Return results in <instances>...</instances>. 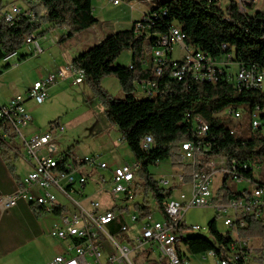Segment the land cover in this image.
<instances>
[{"label":"built area","instance_id":"built-area-1","mask_svg":"<svg viewBox=\"0 0 264 264\" xmlns=\"http://www.w3.org/2000/svg\"><path fill=\"white\" fill-rule=\"evenodd\" d=\"M119 5L122 0H105ZM258 0H236L240 11L250 13L249 5ZM130 3V2H129ZM166 11H164L165 13ZM35 11L31 6H21L12 3L0 6V26L2 23L14 25L21 18H34ZM157 13L144 14L136 23V31H144L149 23L157 19ZM187 35L179 24H173L167 33L160 35L157 46L147 52L143 58V65L150 68L154 75L160 76L166 69L169 75L183 80L186 76L193 79L216 83L219 74L229 67L233 73L231 79L239 88H261L264 90V71L240 68L234 63V53H227L223 58H214L203 50L195 48L186 42ZM55 41V40H53ZM29 44H35V52L41 53L43 48L38 37L31 34L26 38ZM181 48L182 56L174 58V47ZM226 49L227 45H223ZM236 65L233 71L231 66ZM130 67H132L130 65ZM170 67V69L168 68ZM72 77L73 83H81L85 79L82 69L76 68L69 62L55 72H50L44 77L33 82L28 89L27 95L18 94L7 103L0 105V121L7 122L9 132L1 127L0 132L5 137L13 133L21 138L27 155L35 160V165L19 183L17 190L1 197L6 208L13 206L19 199H23L35 206L53 211L60 207L57 195L53 191L59 190L70 198L75 204V210H64L60 214V223L56 224L51 234L62 240H71L68 249L74 250L75 255L67 258L57 255L48 264H93L87 256L93 258L95 264H114L116 261L126 259L129 264H135L130 254L155 251L158 253L157 260H144L140 264H196L195 254H188L185 245V235L188 232H202L199 225H188L184 222V216L192 207H214L218 218L222 219L225 229H220L223 236L221 242L213 241V247L203 252L204 264H264V237L245 235L248 227V217L260 221L264 225V184L251 185V181L244 179L243 164H231L225 156L211 157L206 163V170L195 172L190 182H185L183 173L171 175L170 178L157 179L162 187H173L172 195L164 202L165 217L155 220L153 213L141 217L136 209V198L144 194L139 184L137 175L138 164L128 162L110 165L101 159L100 154L76 156L70 152H62L58 156L55 138L64 131V126L56 123L46 133H34L29 137L22 128L28 127L33 120L26 106L27 99L34 100L37 104L43 103L48 96V89L60 80ZM137 88L146 97H155L160 91L156 80L140 79L136 81ZM225 113L234 119H240L242 112L239 109L227 108ZM194 128V140L181 143V157L191 164L196 163L198 155H202L203 141L208 132L203 130L201 118L196 119ZM251 123L254 129L261 127V111L256 107L251 114ZM153 137L148 135L144 138L142 146L150 149ZM64 155H72V163H64ZM241 167V170H239ZM257 177H261L259 166H253ZM101 170L105 172H101ZM188 184V190H181L178 197L174 196L175 184L173 179ZM226 178L238 184H246L241 190L239 200L232 199L228 203L219 197V190ZM219 180V186L215 187V181ZM261 179V178H260ZM92 181L96 190L107 194L112 199V206L102 209L97 200L91 201L89 208L84 207L74 197V193L85 195L88 184ZM137 226V233L133 237V246L121 244L115 240L114 233L108 230V226L114 222L120 223L119 232L125 233L129 225L125 218ZM123 219V222L121 221ZM105 233L113 240L117 251L102 261L103 247L99 241L100 232ZM209 235H212L208 226Z\"/></svg>","mask_w":264,"mask_h":264},{"label":"trees","instance_id":"trees-1","mask_svg":"<svg viewBox=\"0 0 264 264\" xmlns=\"http://www.w3.org/2000/svg\"><path fill=\"white\" fill-rule=\"evenodd\" d=\"M27 2L36 13L34 18L25 17L14 25L2 23L0 26V60L16 53L26 38L45 22L69 29L68 33L61 36L62 42L90 28L98 20L94 15L92 0ZM148 12L157 13L159 17L147 24L144 31H136L138 21H135L131 28L110 34L71 61L76 68L85 71L84 81L98 92L106 106L107 117L117 125L122 140L136 158L144 199L137 201L135 207L141 217L154 212L145 202V195L150 193L165 217L164 202L172 195L174 188L162 187L149 170L150 166L165 160H170L173 168L181 169L184 181L190 182L195 172L206 170L205 165L211 157L223 155L228 162L236 160L240 164H248V168L243 167L244 179H250L255 185L264 184V179H256V172L250 169V165L259 166L260 171L264 164V90L239 88L229 79V74L233 73L230 67L228 70L225 67L218 81L212 83L191 76L179 80L169 75L168 69L156 76L150 68L144 67L142 61L144 55L157 46L160 35L167 33L173 24H179L187 35V44L218 59L233 52V60L238 67L264 71V12L243 13L236 0H228L224 6L220 0H164ZM224 44L227 45L226 49L223 48ZM124 50L132 52V61L127 66L116 63ZM105 75H115L119 79L125 94L123 99L112 96L101 87V79ZM140 79L156 80L160 93L155 97L137 98L136 81ZM256 107L260 108L262 125L254 129L251 114ZM227 108L241 110L240 119L243 123H234V118L225 113ZM197 118L208 124V135L202 139L203 146L208 148L202 149L203 153L198 155L194 165L182 159L181 143L194 140ZM56 123L52 122L51 125ZM1 127L9 132L7 122L0 121ZM148 135L154 141L150 149H145L142 142ZM0 148L4 156L13 149L3 133L0 134ZM66 157L72 159L71 155H64V159ZM228 180L225 179L219 190V197L225 203L232 199L239 200L242 196L241 190H234ZM247 217L245 235L264 237V225ZM209 227L214 239L211 235L185 237V244L191 252L201 253L213 247V241L223 240L217 217L210 221Z\"/></svg>","mask_w":264,"mask_h":264},{"label":"rangeland","instance_id":"rangeland-1","mask_svg":"<svg viewBox=\"0 0 264 264\" xmlns=\"http://www.w3.org/2000/svg\"><path fill=\"white\" fill-rule=\"evenodd\" d=\"M164 0H135L129 3L122 0L119 5L107 2L105 0H92L94 14L97 22L90 28L75 33L71 38L62 42H53L51 37L60 34L65 28L57 27L53 29L50 23H43L41 28L34 32L44 49L41 53L35 52V44L25 42L19 50L6 59L0 60V71L5 74L0 77V102L18 94L27 95L28 89L33 82L40 78V74H48L57 71L56 68L68 62L71 57H75L91 46L101 42L110 34L129 29L133 20H141L145 11L160 5ZM228 0H220L221 5H226ZM17 3L21 6H31L27 0H0V6ZM260 4L258 3V7ZM262 10V9H261ZM264 12V10H262ZM46 35V39L43 35ZM182 51L180 46L174 47V58H180ZM132 59V52L124 50L116 59L117 64L127 66ZM64 66V65H63ZM232 70H236V65H232ZM101 87L112 96L123 99L121 83L115 75H105L101 79ZM264 87V83H263ZM137 98H145L146 95L140 90H135ZM32 105V114L35 122L30 126L22 128L23 132L29 137L32 132L46 133L51 129L52 122H60L64 126L62 131L55 138L56 150L54 155L62 152H70L76 156H85L91 154H100L101 159L110 165L122 163L135 164L136 158L130 150L128 144L122 140V134L113 122L109 120L106 114V106L103 103L98 92L86 81L74 84L73 78L60 80L48 89L46 100L37 104L34 100H29ZM31 114V113H30ZM234 123H243L242 119H233ZM264 133V126L262 129ZM14 145L21 148L20 159L26 157L21 138L17 135L14 138ZM25 154V155H24ZM72 156V155H71ZM153 177L158 178L159 174L182 173L179 168H173L170 160H165L158 165L150 166ZM101 172H105L101 170ZM258 173L264 179V164ZM256 179H260L255 174ZM171 179V178H170ZM175 184L174 196L178 197L181 190H188V184L179 182L177 178L173 179ZM93 182L90 181L87 193L91 194L94 190ZM215 181V187L219 184ZM228 184L236 191L244 189L248 185H240L229 179ZM219 186V185H218ZM143 190V187L141 188ZM78 198V194H73ZM62 198V197H61ZM102 209L112 206V199L105 194L96 196ZM145 202L148 203L153 212L155 220H162L163 214L159 211L156 201L152 194L145 195ZM141 195H138L136 201H141ZM217 217V210L214 207H192L184 216V222L188 225H199L203 229L204 235L208 236V226L212 219ZM129 221V219H127ZM218 227L225 229L222 219L218 218ZM133 230V229H132ZM132 230L128 232L132 233ZM195 232L186 233L185 237L195 236ZM262 237V236H254ZM188 254H193L188 246ZM199 257V258H198ZM195 257L196 264H204L202 257ZM122 264V263H120ZM123 264H128L125 261Z\"/></svg>","mask_w":264,"mask_h":264},{"label":"crops","instance_id":"crops-1","mask_svg":"<svg viewBox=\"0 0 264 264\" xmlns=\"http://www.w3.org/2000/svg\"><path fill=\"white\" fill-rule=\"evenodd\" d=\"M258 3L260 4L259 7ZM249 8L250 13L252 14L261 9L264 10V0H258L256 3L250 4ZM147 11H145V13ZM135 21L138 20H133V22ZM51 27L57 29L52 24ZM57 30L60 32L59 29ZM68 31L69 29L65 27L60 34L53 35L51 39L55 40L53 41L55 43L61 42V36L68 33ZM43 37L46 39L45 34ZM73 58L74 57H71L67 63L71 62ZM65 64L59 65L56 70ZM4 74L5 73L1 71L0 77H3ZM45 75L46 74H40V78ZM11 98H7L4 102H0V105L7 103ZM29 100L30 99H27L26 106L33 117L31 123H34L35 117L32 114V105ZM58 123L60 124V122ZM34 133L37 132H32V134ZM0 134L2 133L0 132ZM13 135L5 137L6 141L13 146V149L10 150L6 156L2 154L0 148V264H48L49 261L57 255H64L67 258H71L75 255L74 250L68 249L71 240H62L51 234L53 227L60 223L61 212L64 210L72 211L76 209L75 204L70 198L65 196L59 190L54 189L53 191L57 195V201L60 204V207L53 211L46 210L40 206H35L23 199H19L9 208H6L1 201V197L10 195L17 190L20 181L35 165V160L29 157L26 151V157L20 159L19 155L22 150L20 147L14 145L15 135ZM149 170L154 175L151 168H149ZM171 175H176L175 171L171 174L161 173L159 174V177L155 179L170 178ZM87 188L85 195L82 196L79 193H75L78 194L79 197H73L84 207L89 208L91 206V201L97 200L96 196L105 193L97 191L96 187L93 185L92 189L94 191L89 194L87 193ZM105 195L107 196V194ZM127 219H129V221ZM125 223L129 225V230L125 233L119 232L120 224L118 222L109 225L108 230L114 233L116 241L121 244H128L132 247L133 237L138 229L130 220L129 216L125 218ZM131 230L132 233L129 234L128 232ZM99 241L103 247L102 261L106 262L108 257L117 251V248L113 240L102 231L100 232ZM130 258L135 264H140L144 260H157L158 253L155 251H145L143 253L133 252L130 254ZM87 259L95 264L92 257L87 256ZM125 261L127 260L116 261L114 264H123Z\"/></svg>","mask_w":264,"mask_h":264},{"label":"bare ground","instance_id":"bare-ground-1","mask_svg":"<svg viewBox=\"0 0 264 264\" xmlns=\"http://www.w3.org/2000/svg\"><path fill=\"white\" fill-rule=\"evenodd\" d=\"M82 73H84V75L86 76V74H85V71L82 69ZM202 122V121H201ZM208 129H209V127H208V124L207 123H205V122H203V130H205L206 132L208 131ZM64 163H72V159L70 158V157H66V159H64ZM231 164H238V162L236 161V160H233L232 161V163ZM243 167L244 168H248V164L247 163H244L243 164ZM250 169H253V165H250ZM248 181H251L250 179H247ZM251 185H255V184H252V181H251ZM257 185H260V184H257ZM196 233V235H202V236H205V237H210V235L208 234V236H206V235H204V234H202V232H195ZM186 245V244H185ZM187 246V245H186ZM193 253V252H192ZM193 254H195V253H193ZM198 256H200V257H202V259H203V252H201V253H197L196 254V257H198ZM199 258V257H198Z\"/></svg>","mask_w":264,"mask_h":264}]
</instances>
